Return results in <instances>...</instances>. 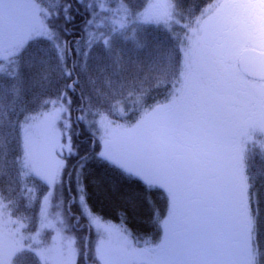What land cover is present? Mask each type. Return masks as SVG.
<instances>
[{
  "label": "snow or ice",
  "instance_id": "1",
  "mask_svg": "<svg viewBox=\"0 0 264 264\" xmlns=\"http://www.w3.org/2000/svg\"><path fill=\"white\" fill-rule=\"evenodd\" d=\"M146 25L185 35L145 64L124 46L149 49ZM5 61L0 264H264V150L247 147L264 137V0H0ZM37 79L44 91L21 108ZM169 85L163 101L151 96ZM129 100L138 118L110 119H125L112 101ZM82 125L92 146L75 138ZM96 165L118 179L90 177ZM93 190L119 196L124 219L141 195L154 217L162 192L159 243L101 223Z\"/></svg>",
  "mask_w": 264,
  "mask_h": 264
},
{
  "label": "trees",
  "instance_id": "2",
  "mask_svg": "<svg viewBox=\"0 0 264 264\" xmlns=\"http://www.w3.org/2000/svg\"><path fill=\"white\" fill-rule=\"evenodd\" d=\"M209 1L210 0H208L206 3H208ZM134 2H136V0H134ZM75 15L77 16V20L72 25L74 31L78 30L81 26L80 17H82L83 12L75 13ZM185 22H187L186 18L183 20V22H178V24L184 25ZM145 27L147 28V32L145 33V35H147L149 41L151 42L149 49L136 50L131 44H127L124 46V54L126 57L133 60L139 59L140 61L147 64L149 60L156 54V50L154 47L155 45H160L161 48H167L172 45H176L177 47H179V42L175 40V36L181 35L182 27L176 26L174 30H169L167 32L163 29H157L156 27ZM169 36L172 37L171 40L167 39ZM0 72L7 73V70L6 68H1ZM147 75L148 71L147 68H145V71L139 74V78L142 80ZM152 75H155V73H153ZM128 78L131 79V76L129 75ZM155 82V80L151 81L153 85L156 84ZM144 87H148V84L145 83ZM168 90H170V85L168 89H165L163 86H161L158 91H152L151 96L162 101L164 100L165 94ZM42 91H44V89L42 83L39 82L38 79L36 81H26L24 85V95L22 97L21 108H23L24 106L32 107V98L39 95ZM125 95H127V92H125ZM114 102L117 101H112L113 104ZM151 102L153 101L150 100L149 103ZM120 104L123 106L119 109H116L115 107L120 115L130 120L134 119L137 116L133 115L131 112V100L127 102V106H125V104L123 103ZM89 119H91V117H89ZM90 133H92V129L88 128L86 125H82L77 127L75 138L77 142L83 147H87L89 145L92 146L89 137ZM255 146L257 147V149H253ZM255 146L251 149L250 152L258 154L263 148L262 142L257 139ZM89 175L90 177H101L106 183L116 181L118 179L116 174L110 169L101 167L99 165L92 167L90 169ZM135 190L142 192V190L139 188H136ZM137 199L139 201L138 207L136 209L130 210L129 216L127 217V219H124L125 213H123L119 208L121 206L119 196L108 195L104 192H96L94 190L92 191L91 195V201L95 206V214L99 219L117 225L119 227L122 226L123 228L127 229L129 233L137 237L139 239V242H149L152 244L159 243L160 236L162 235L160 222H162L168 214L167 201L165 200L163 193L157 191L153 196V209L155 210V216L149 217L143 205L142 195Z\"/></svg>",
  "mask_w": 264,
  "mask_h": 264
},
{
  "label": "rangeland",
  "instance_id": "3",
  "mask_svg": "<svg viewBox=\"0 0 264 264\" xmlns=\"http://www.w3.org/2000/svg\"><path fill=\"white\" fill-rule=\"evenodd\" d=\"M208 0H205V4H206V2H207ZM148 2H151L153 5H158V4H161V3H164V2H166V0H148ZM210 2H212V0H210L208 3H210ZM106 7H108V5H105ZM117 5L116 4H113V5H111V7H113V8H115ZM202 7H203V5H202ZM141 10H143V9H141ZM123 14H121V16H122ZM196 15L198 16L199 15V12H197L196 13ZM186 19H187V17H185ZM114 21H115V23H116V25H117V27L119 26V19L118 18H114ZM180 21H182L183 22V20H180ZM180 21H178V22H180ZM187 22H185L184 24H186ZM146 26H148V25H146ZM151 27H156L155 25H151ZM184 35H185V30L184 29H182V32H181V35H180V37L181 38H183L184 37ZM1 68H6V70H7V72L9 71V65H8V63H7V61H5L3 64H0V69ZM156 83V82H155ZM163 101V100H162ZM114 105H115V107H116V109L118 108H120V107H122L123 105H121L119 102H114ZM33 114H35V112L33 113ZM77 115H80L78 112H74L73 113V119H75V116H77ZM138 117L136 116L134 119H132V120H130V119H127V118H125V119H120V117H115V116H113V117H110V119H115V120H117V122H119V123H125V122H134L135 121V119H137ZM92 119V118H91ZM96 119H99L98 117L96 118ZM95 130L94 129H92V133L94 132ZM98 135V134H97ZM90 137V136H89ZM259 140L262 142V146H263V148H262V150H264V137H261V138H259ZM255 146V144L253 145V144H251V143H249L248 144V149H249V151H251V149L253 148ZM253 149H257V147L255 146ZM43 201V197H41V202ZM51 203V202H50ZM30 208H31V206H30ZM52 209L49 207V211H51ZM35 211H36V213L38 214L39 213V207L37 206V208L35 209ZM33 214V212H32V210H30L28 213H26V215H32ZM100 220V222L101 223H104V224H111V223H108V222H105V221H102L101 219H99ZM112 225H114V224H112ZM114 226H116V227H119V226H117V225H114ZM39 228V222L37 221V224H36V227L35 228H33L30 232H28V233H25L26 235H32V236H34L35 237V240H34V242H39V240L41 239V236H43L44 234H43V232L41 233V236H37V234H36V232H37V229ZM49 231V234L45 237L48 241H51V239H52V236H54L55 235V232L54 231H52V230H48ZM106 235V237H107V234H105ZM93 239L95 240L96 239V236L94 235L93 236ZM111 240H112V242L113 243H115V237H112L111 238ZM140 243V246L141 247H143V246H145V244H147V245H153L152 243H149V242H139Z\"/></svg>",
  "mask_w": 264,
  "mask_h": 264
}]
</instances>
